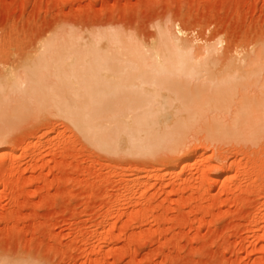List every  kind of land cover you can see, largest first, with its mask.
<instances>
[{
  "label": "rangeland",
  "instance_id": "obj_1",
  "mask_svg": "<svg viewBox=\"0 0 264 264\" xmlns=\"http://www.w3.org/2000/svg\"><path fill=\"white\" fill-rule=\"evenodd\" d=\"M155 26L213 47L219 73L264 49V0H0V264H264V128L252 143L203 139L213 127L234 134V119L264 120V91L227 101L219 86L107 95L118 51L104 37L150 47ZM96 109L186 120L188 142L108 152L73 125Z\"/></svg>",
  "mask_w": 264,
  "mask_h": 264
},
{
  "label": "bare ground",
  "instance_id": "obj_2",
  "mask_svg": "<svg viewBox=\"0 0 264 264\" xmlns=\"http://www.w3.org/2000/svg\"><path fill=\"white\" fill-rule=\"evenodd\" d=\"M155 27L157 29V38L156 40H154L155 43L150 47H144L143 45L137 43L132 39H126L123 37H120L122 38L120 39L119 37H117V35L114 34H107L104 37L107 43H110V46L114 47L118 51L117 58L115 57L111 60L112 69L105 70L106 74L111 75L113 84L111 87H108L109 92L107 95H112L114 93L113 91L115 90H117L118 92V89L120 87H127L130 90V87L153 86V89L156 92V94L154 92L156 97L157 92L160 91L158 88L167 89L168 86H178V88L179 86H208L207 88H205L207 89V92H209V86H215V90L213 89L215 93L217 89L216 86H219V88H221V94L224 95L223 98L226 97L225 101H227L230 100L229 97H231V94H238L240 90H242L241 88L260 87L259 93L264 91V49L258 48L253 50L252 58L246 61L244 65H235L230 70L224 69L222 72L217 73L214 71L217 60L215 58V51L212 49L213 47L210 48L209 46H204L196 49L193 46H190L180 39L174 37L168 32V30L166 31V28H163L162 26ZM64 33V36L60 35L59 37H63L62 39H65L67 36V38H72L71 34L70 36L66 35V32ZM94 56L96 55L93 53L89 57ZM93 62L94 60H87L86 65L89 68H92ZM155 87H158V91ZM174 89H177V87ZM91 90L93 94L94 92H96L94 91L96 89ZM144 90L146 91V88H144ZM148 92L150 91L148 90ZM162 92L163 93L161 94H163L164 97V91ZM210 92L213 95L212 90H210ZM188 93H190V91L187 90L186 94H182L185 96L184 98H186V101L189 100L187 98L191 97L190 95L192 94L190 93L189 96L186 97ZM217 93L219 94L218 91ZM154 94L152 96L153 98H155ZM182 95L178 97L181 99ZM198 96L199 95H197V97H194L199 100L200 98H198ZM194 97L192 95V99H194ZM177 98H174L173 100ZM220 98L222 99V97ZM182 99L180 101H182ZM239 99L241 101H245L246 96L241 93ZM259 99L264 102V94L263 96H259ZM173 100H171V102ZM151 103L153 104L152 106H154V103L156 104L158 102H154L151 100L149 101L147 106L149 107ZM193 103H191L190 101V104ZM209 103L211 102L209 101ZM121 104L122 103H120V105ZM166 106L168 107V105ZM162 109L164 110V107ZM117 113L118 112L115 109L111 110L110 112L96 109L94 112L88 111L85 113H80L77 114V121H73V125H75L78 132L83 134L82 136L85 139H88L92 144L96 145L97 143L100 148L108 150V152L123 153L127 156H143L144 154H146L147 156L150 153H156V151L159 149H168L169 151H175L188 142L187 132L190 129H187V127L189 128V124L186 120L185 122L187 124H185L187 126L185 127L184 123L183 125L181 123V121L184 122V120L181 119L180 121L178 119L180 121L178 123H181L180 125L187 129L186 131H184L183 127H180L179 124L176 123L178 120L174 122L173 119H170L174 122V124L176 123V127L178 124V128H176L175 126L172 127L173 124H168V122L171 123V121H168L167 119V121L164 119L163 121H160L158 119L151 120L148 118L133 120L119 117L120 114L117 117ZM234 120L237 125V128L235 126L236 131L234 134L231 135L228 132H219L217 134H212L211 132L214 131L212 130L214 128L213 127L209 130L210 134H208L209 131L207 129L208 133L203 134V139H205L206 137L205 140L208 142H217L223 139L239 141L238 139H242V141L245 140L244 142L248 141V143H252L255 141L257 142L262 137L259 135L260 133H262V127L264 128L263 119H261V121L254 122H247L242 120L240 122L237 121V119ZM198 122L200 123V120ZM222 126H224V124ZM180 128L183 129V132H185V134L183 132L181 133ZM258 132L260 133L257 134ZM255 136H257L258 138L254 141V138H256ZM196 152L193 153L195 156L197 154ZM187 160H182L183 165L186 164Z\"/></svg>",
  "mask_w": 264,
  "mask_h": 264
}]
</instances>
